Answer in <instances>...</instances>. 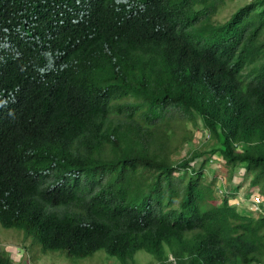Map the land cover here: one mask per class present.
Wrapping results in <instances>:
<instances>
[{
	"label": "trees",
	"instance_id": "1",
	"mask_svg": "<svg viewBox=\"0 0 264 264\" xmlns=\"http://www.w3.org/2000/svg\"><path fill=\"white\" fill-rule=\"evenodd\" d=\"M130 1H95L76 30L61 0H0V226L72 258L101 249L133 264L143 250L156 264H264V217L212 188L242 167L264 211V0L223 22L211 20L222 0ZM126 26L136 66L122 60ZM183 62L205 75H184ZM196 118L212 146L174 159L191 139L179 122ZM211 157L220 168L204 181ZM0 264H12L2 249Z\"/></svg>",
	"mask_w": 264,
	"mask_h": 264
},
{
	"label": "rangeland",
	"instance_id": "2",
	"mask_svg": "<svg viewBox=\"0 0 264 264\" xmlns=\"http://www.w3.org/2000/svg\"><path fill=\"white\" fill-rule=\"evenodd\" d=\"M249 0H222V2L217 6L215 13L212 14L211 20L215 22H223L228 16L239 6L247 3ZM128 102L126 99L122 100ZM117 103V101H115ZM121 102V101H118ZM118 104V103H117ZM119 117L116 113H110L107 120ZM196 124L188 120H181V127L190 134V140H184L173 158L179 159L180 157L187 156L189 150H202L208 149L212 146L213 141L205 139L206 132L201 127L199 119L196 118ZM174 131L177 135L182 134V130L174 125ZM106 150V149H105ZM188 150V151H187ZM172 158V159H173ZM197 162H194L196 161ZM191 162L196 168L198 166L199 159L196 158ZM219 167L218 159L211 157V160L205 164L202 169L204 176V181H210L213 175V169ZM220 168V167H219ZM243 169L238 167L233 172V177L227 183L228 174L226 172H219L216 176V181L214 182L212 188L213 193L216 195L217 201H219L225 194H230V197H225L229 203L234 204L236 209L241 211H250L243 207V204L236 205L232 198L242 199L245 191L249 186H247V179L243 178ZM229 173V172H228ZM242 181L240 187H235L236 184ZM229 184L232 188L228 187ZM223 187H222V186ZM254 189L250 187L249 190ZM234 196V197H233ZM175 202V201H174ZM240 203V202H239ZM0 249L7 252L8 256L12 260V264H118L116 257L106 254L103 250H96L91 256L85 258H72L66 257L63 253L59 251H45L42 252L36 244L30 239V237H23L20 231H15L14 228H3L0 226ZM134 263L133 264H156L154 259L143 250H137L134 253Z\"/></svg>",
	"mask_w": 264,
	"mask_h": 264
},
{
	"label": "clouds",
	"instance_id": "3",
	"mask_svg": "<svg viewBox=\"0 0 264 264\" xmlns=\"http://www.w3.org/2000/svg\"><path fill=\"white\" fill-rule=\"evenodd\" d=\"M95 1H97V0H64V1L61 0L62 11L66 12L68 14L67 19L70 21V23L73 25V27L76 30H77L78 26L81 24V22L84 20L83 17H85V14H87L88 8L95 6V4H94ZM113 2H114V4H121L124 10L129 9L134 4V2H132L130 0H113ZM126 30L129 33L131 40L125 41L121 45V49L126 50L129 53V55L127 57L123 58L122 60L126 66H136L139 62H143V58H142L140 52L136 48V44L134 43L136 38H135L131 28L129 26H126ZM87 41H89L92 44V46L98 47L95 40L87 39ZM4 50L9 51V53L6 54L8 56L15 57L17 55V51L14 48L7 50V48L5 47ZM84 51L87 52L89 55L96 56L94 53H91L89 50H84ZM131 51H133V53H131ZM44 54H45L44 58L36 61L40 67L38 78H40L42 80H44V78H45L44 75L49 73L50 67L53 64L51 53L44 51ZM182 71L184 72V75L195 79V78L204 76L206 73V68H205V66H203V67L191 68L188 70L186 64L183 62ZM32 72H33V70H32ZM217 82H218L217 77H212L210 79H207L204 82V91H213L217 87ZM205 132H206V130H205ZM207 138H208V135L206 133L205 140ZM234 147L236 150H240L239 145L234 144ZM249 188H247V190L245 191L246 193L244 194L242 199H239V197L232 198L233 200L235 199L234 202L236 203V205L239 206V205L243 204V207L245 209L247 208L248 210H250L249 209V205H250L249 195H250V193L256 192L258 194L257 189L255 187L252 190H249ZM225 197H230V194H225ZM261 203H262V198H261V201L258 204V206L263 211V208L261 207ZM246 212H249V213L254 214V215L261 214L259 212L251 211V210L250 211L246 210ZM261 215L264 217L263 214H261ZM169 259H171V257H169Z\"/></svg>",
	"mask_w": 264,
	"mask_h": 264
},
{
	"label": "built area",
	"instance_id": "4",
	"mask_svg": "<svg viewBox=\"0 0 264 264\" xmlns=\"http://www.w3.org/2000/svg\"><path fill=\"white\" fill-rule=\"evenodd\" d=\"M261 201V197L256 192H251L249 195V209L251 211H256L264 215V212L259 208L258 204Z\"/></svg>",
	"mask_w": 264,
	"mask_h": 264
}]
</instances>
